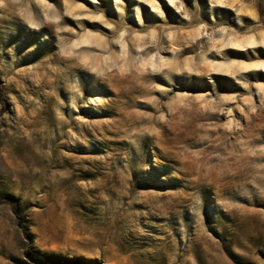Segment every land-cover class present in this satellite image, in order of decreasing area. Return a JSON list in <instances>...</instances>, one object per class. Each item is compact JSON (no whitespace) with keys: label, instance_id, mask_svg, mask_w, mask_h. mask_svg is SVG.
Masks as SVG:
<instances>
[{"label":"rangeland","instance_id":"obj_1","mask_svg":"<svg viewBox=\"0 0 264 264\" xmlns=\"http://www.w3.org/2000/svg\"><path fill=\"white\" fill-rule=\"evenodd\" d=\"M0 264H264V0H0Z\"/></svg>","mask_w":264,"mask_h":264},{"label":"trees","instance_id":"obj_2","mask_svg":"<svg viewBox=\"0 0 264 264\" xmlns=\"http://www.w3.org/2000/svg\"><path fill=\"white\" fill-rule=\"evenodd\" d=\"M260 12L263 14V10L262 9H260ZM23 220H24V217L23 216H19V224H21Z\"/></svg>","mask_w":264,"mask_h":264}]
</instances>
